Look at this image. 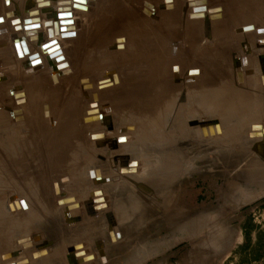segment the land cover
Here are the masks:
<instances>
[{
	"label": "rangeland",
	"instance_id": "obj_1",
	"mask_svg": "<svg viewBox=\"0 0 264 264\" xmlns=\"http://www.w3.org/2000/svg\"><path fill=\"white\" fill-rule=\"evenodd\" d=\"M37 1L0 0V15H2L0 28L7 27L12 32L9 23L11 18L24 21L29 18L27 12L35 9H38L39 13L33 19L39 17L51 27L50 19L54 20V18H48L47 13L50 9L40 10L36 7ZM142 1L116 0L115 10H118L120 6V8L125 7L126 10L106 19H98L99 14L106 12L105 10L97 12L102 2V4L90 5V12L85 16L88 21L76 15L79 27L76 30L77 38L82 37L84 31L91 33L94 29L97 35L94 31L92 32L95 38L93 37V41L90 40L86 54L82 58L74 49V40L70 42L65 39L59 40L66 59L64 62L70 63L73 72L59 76L58 82H53L51 78L53 71L47 62V56L39 50L37 56H44L47 69L39 65L42 68L39 70L33 64L35 68L29 70V65L25 68L22 63L13 66V64L9 65L10 62L7 64L0 61V162L5 161L8 165L6 167V164L0 163L2 164L0 167H3L2 172L0 171V202L4 204L0 205V215L8 219L6 216L8 213L2 212L3 209L7 212L9 206L13 205L8 201L15 198L17 199L15 204H18L23 195L28 203L31 202L37 206L39 213L43 209V201L48 200L47 192L53 191L56 195L53 196L52 204H56L58 213L66 214L65 209L69 211L74 208L67 213L71 215L68 224L73 226L72 232L84 230V238L80 236L81 234L77 235L78 237L75 238L77 241L71 244L72 247L79 245L64 252L62 250L55 252L49 247L38 248L37 235L29 234L18 239L14 249L0 251V262L31 264L34 261L37 262L38 260L35 259L39 258V261H44V264H264V152L259 155L256 146L244 140L247 138V132L253 129L251 114L264 111V86L258 84L255 88L246 87L249 92L245 99L233 101L228 97L216 104L206 100L197 101L196 96L192 95L194 86L208 79L207 74L198 81L189 82L186 73L182 72L179 76L181 84L172 81L176 87L172 86V79L169 80L167 77L169 93H173L176 88L181 94L174 100L173 112L168 120L161 124L160 121L157 122L161 115L159 113L158 118L156 114L160 109L157 98L161 88L149 87L147 91L146 88L144 90L138 86H141L143 82H151L152 78L156 81L166 77V69L171 66L167 54L160 58L155 55L140 57L133 53V50L136 51L139 48L135 40L128 36V22L125 25L126 29L121 33L112 34L110 41L103 36L110 28H116L117 22L128 21L129 6L136 7L135 11L140 16L135 11L130 13L139 18V23L146 24V21H149V27L152 28L154 24L159 25L161 21L165 22L161 31L158 29L159 31H154V34L170 43L173 38L174 45L178 44L177 48L180 47L187 53V59H190L191 63L187 60L185 70L194 66L199 56H203V61L213 68L211 70L216 71L219 65L226 64L225 66L229 67L227 69L234 77L236 59L242 56V65L249 67L247 61L249 54L246 51L242 54L244 42L253 45L252 48L250 47L251 52L252 49L260 50L264 54V40L260 41L263 44L261 47L256 45V38H264V34L256 37L249 31L250 33L242 34V38H238L240 35L234 32L233 28L242 24H253L249 26L261 27V31L259 29L258 32H263L264 27L261 26V21H264L262 20L264 9L260 11L256 7L251 8L250 12L241 13L242 17L235 21L234 19L240 14L230 17V13L237 7L238 0H204L205 4L188 8L185 5L183 7L185 0H178L179 5L176 0H172L169 4L175 6L174 13L177 16L175 21H178L177 24L180 26L173 33L168 24V18H171L172 14L166 15L161 11L162 0H148L155 6V17H150L141 11ZM29 2H33L34 6L28 8ZM53 4L51 8L56 10L57 3ZM254 5L256 6L257 2L252 4ZM215 12L223 14V17L212 20V17H217L214 16ZM108 13L110 12L106 14ZM193 15L201 16L202 20L197 21H205L204 24L206 20H203V15L214 21V24L211 22L215 29L211 32L214 41H210L211 35L207 33V30L204 33L207 27L204 25L197 36L199 39L192 44L193 47L187 43V22L196 20ZM3 17L4 20H2ZM87 23L90 25L88 30H86L87 26H84ZM221 24L230 26H224L226 31L223 30L222 35L217 30L222 26ZM39 29L38 33L41 34L42 31L45 33L47 28L43 26ZM215 35L218 36L215 38ZM84 36L79 40L80 42L87 38V35ZM119 36H122V39ZM12 38L13 35L10 39ZM217 39L224 41L223 44L216 42ZM7 41L0 36L1 45L4 43L7 47L5 45ZM38 45L37 42V48H39ZM206 45L209 47L207 51H205ZM114 46L119 49H115ZM177 48L175 47L172 51H178ZM226 49L234 53L227 58V63L222 57ZM178 52L176 56L180 54ZM4 57H7L6 60L10 59L9 56ZM214 59L216 62L211 63ZM241 60L238 61L239 64ZM23 63L26 64L27 60L23 59ZM253 64L255 63L252 62ZM15 68L16 73L11 77L13 74L11 70ZM200 68L204 73V68L202 66ZM262 68L264 73V60ZM257 72H259L256 73L258 77L261 71ZM247 77L249 78L248 73ZM234 79L236 78L232 80L233 86L239 84L238 87L244 88V80L237 82ZM129 85L133 87L132 93L138 88L149 95L138 90L136 93L129 94ZM136 85H138L137 88ZM17 90L22 93V99L14 95ZM197 92L198 95L200 91L197 90ZM210 92L213 93V90ZM30 113L43 115L42 119L45 122L42 121L43 123H38V127H35L34 122L28 121ZM149 113H151L150 116ZM148 116L149 119H147ZM93 117L95 120L101 119V122H91ZM104 119H108L109 122L104 123ZM184 120L186 121L183 122ZM259 123L263 126L264 120H259ZM129 124L133 126H128ZM204 125L206 130L213 128V133L207 134L204 139L200 137L197 141L193 135V129L202 130ZM223 125L228 132L226 136L224 131L214 132L215 127L218 129V126ZM31 129L36 130V138H31L29 134ZM135 129L138 130V136L135 134L133 137L131 135L128 137V133H133ZM141 129L148 130L144 132V135L150 136L147 157L142 154L147 146H141L143 138ZM173 129L177 135H184L179 137L183 144L178 151L181 152V157L178 159L180 164L174 167L175 170L171 165L167 163L165 165L158 159L160 158L158 155L161 151H166V147H159L163 137L157 135ZM42 135L45 137H41ZM83 139H86L85 146ZM241 139L244 140V146ZM134 143L137 146H133ZM83 150H87L86 154L91 157V159L85 158L86 167L48 170L49 179L53 178L52 185L37 183L29 186L28 180L19 183L9 175L10 172L17 173L19 180V178L27 177L26 174L31 172L30 169H34L37 165L38 169L35 167L30 173L31 176L28 177H38V174L43 173L39 169L40 166L44 170L45 164L41 160L40 153L44 151H47L44 153L47 156L46 164L52 165L54 160L63 161L72 157L71 154H73L74 156L68 160L72 162L73 159L72 163L76 166L78 162L76 154ZM3 155L5 157H2ZM144 161H148L153 167L147 184L143 180ZM130 167L134 170L128 172ZM131 172L132 174L128 175ZM2 173H5L4 177ZM28 189L32 190L31 193ZM96 197L106 200L107 205L104 204L102 210H98L96 204H94L95 207L91 206ZM61 198L66 200L68 204L66 208L57 205L58 199ZM24 209L25 207L19 206L12 213L17 214L23 221V218H26ZM62 220H65L64 215ZM14 225L11 222L4 223L0 225V231L10 227L16 232L19 228H15ZM37 227L38 225L35 224L30 226L34 231ZM113 232L118 235V241L115 243L111 241ZM24 241L31 244L27 247L23 246ZM83 258L84 261H80Z\"/></svg>",
	"mask_w": 264,
	"mask_h": 264
},
{
	"label": "bare ground",
	"instance_id": "obj_2",
	"mask_svg": "<svg viewBox=\"0 0 264 264\" xmlns=\"http://www.w3.org/2000/svg\"><path fill=\"white\" fill-rule=\"evenodd\" d=\"M7 1L10 2V0H7ZM131 1L132 0H130V2ZM171 1L172 0H162V4L161 5H163V6L161 7V9H162L161 11L166 13V15H168V13L172 14L171 18L170 17L168 18V20H169L168 24L170 25L169 26L170 30H173V33H174L175 30L179 29L180 26L177 24L178 21H175V20H177L176 19L177 16L174 13L175 6L169 4ZM205 1H207V0H205ZM205 1L201 0V1L197 2V1L185 0L186 4L184 2L183 7H184V5L187 8L188 7H193L194 5H199V4L203 5V4L206 3ZM255 1L257 2V5L256 6L255 5L252 6V4L256 3ZM55 2L57 3V9L56 10L52 9L53 8L52 4L53 3L55 4ZM95 3H97V4L101 3L102 4L97 9V12H99V11L102 12L103 10L106 11V12H103V13L99 14L98 19H100V18L106 19L107 17L109 18V16H111V15H115V13H121L124 10H126L125 7L120 8L121 6L118 8V10H115V7L117 5L116 0H101V1L100 0H77V1H75V0H38L36 2V7L37 8H39L40 10L41 9L42 10L50 9L49 13H47V14L49 16L48 18H51V17L54 18V20L50 19L51 20L50 22H51L52 26L51 27L47 26L46 25L47 22L44 21V20L41 21V18H39V17H37V19H33L34 17L38 16V14H37V13H39L38 9H35V10H29L28 9L29 11L27 10L28 11L27 13L29 14V18H31V19L27 18L24 21H20L19 19L11 18L9 23H10V25L12 27V32H10L9 28H7V27L5 29L4 28H0V36H2L4 40H6V39L8 40L7 43H5V45L7 47L4 46V43L2 45L0 44L1 45L0 46V52L3 51L2 53H0V61L1 62L3 61V63L4 62L5 63L10 62L9 65L13 64V66L15 64H17V63H22L23 67H25V68L27 67V65H29V67H28L29 70L30 69H34L35 66H37L39 70L42 69L41 67L47 69V66H46V63H45V60H44V56H37V52L39 50L40 53L43 52L44 55L46 54V56H47L46 57L47 62L49 63V66H50V68H52V71H53V74L51 73L52 74L51 78H52L53 82L54 81L58 82V80H59V78L61 76L70 74L71 71H72V68L69 65L70 63L64 62L65 56H64V53H63V48L61 47V45L59 43L60 42L59 40L60 39H62V40L65 39L67 42H70V41L74 40L73 41L74 43L71 42V43H73L74 49L77 50V52H79L78 55H80L81 58L84 57V55L86 54L85 51H87L86 48H88L87 45L90 44V42H91L90 40H92V41L94 40L93 37L95 38V36L93 35V33L95 32V29L92 30V32L94 31L93 33L92 32L90 33L89 31H84L85 33H83V36L81 35L82 37L79 36V38H77L78 35H77V31L76 30H77L78 25H77V21H76V15L77 16H81V18H85L86 13L90 12V5L91 4H95ZM150 3H152V2H150ZM150 3L148 2V0H143L141 2V4H143V7L141 8V11L145 12V14L150 16V17H155V15H156L155 6L153 4H150ZM176 3H177V5H179V1L178 0H176ZM131 5H133V4H131ZM31 6H34L33 2H29L28 3V8H30ZM129 7L130 8H128V9H130V11H128V21H124V22L121 21L119 23L117 22L116 28H114V29L110 28L109 30H107L104 33L103 36L105 37V39L107 41H110L111 38H112V34L115 35L117 33L123 32L126 29L125 25L128 22V36L135 40V42L137 44L136 46H137V48H139L136 51L133 50V53H136L140 57L141 56L144 57L145 55L146 56L155 55L157 57L160 56V58L164 54H167V56L169 58V61L171 63V66L168 69H166L168 76L166 75V77H163L160 80L156 79V81H154V79L152 78V81L151 82L149 81V83L143 82L144 85L143 84H141V86L136 85V88L138 86V87H140V88H142L144 90H146L147 88L149 89V87L151 89L157 88L158 86L161 88V93L159 95V98H157V100H158L157 104L160 105V109H158V112L155 111V112H157L156 114H157L158 118H159V113H160L161 118H160V120H157V122L160 121V123L162 124L164 121L168 120L171 112H173L172 111L173 102H174V100H176V98H178V96H180L181 92H180L179 89L176 90V88H175L176 85H173L172 81L173 82L175 81L178 84H181L180 80H179V76H180V73H182V72L186 73V75L189 78L188 79L189 82L198 81L200 78H202L204 76V74H207L208 79L206 81L203 80L202 83L196 84L194 86V88H193V92H192L193 94L192 95H193V97L196 96L197 101H199V100L200 101L201 100L205 101L206 100V101H212V103L214 102V103L217 104L223 98H228V97L231 98L233 101H239V100L245 99L246 96H248L247 95V93L249 92L248 88L249 89L250 88H255V87L258 86V84L261 85V86H264V73L262 72L263 71L262 67H263L264 54L260 50L253 51V49H252V52H251L250 51V47L251 48L253 47V45L251 43H249V42L245 43L244 42V45L242 47L243 48L242 54L245 53V51H246L247 54H249L248 55L249 58H247V61L249 63V67H247V65L246 66L242 65V60H241L242 56L240 57V59H236L234 77H233L232 73H230L229 70L227 69L229 67L225 66L226 64L225 65L223 64V66L219 65V67L217 68L216 71L211 70V68H212L211 65L210 64L207 65V62L203 61V56L202 57L199 56L197 58V60L195 61L196 65L194 64V66H192L191 68L185 70V68L187 67V60L191 63L190 59H187V53L184 52V50H181L180 47L177 48V46H179L178 44L174 45L175 42L173 41L172 37H171L172 38V43H170V42L166 41V39H164L163 37H158V36H156L154 34V31H156L158 29L161 31V29L163 28V23H165V22L161 21V24H159V25L154 24V27L151 28V27H149V24H150L149 21H146V24L144 22L139 23V21H138L139 18L138 17L136 18V16L132 15L133 13L132 14L130 13L131 11L137 10L136 7H132V6H129ZM156 7H157V5H156ZM254 7L258 8L260 11H261V9H264V0H238L237 1V7L230 13V17H232L234 14H240V16L238 18L234 19L235 21H238L240 19V17H242L241 13L243 14L244 12H250L251 8L253 9ZM259 10H258V12H260ZM16 11H18V10H16ZM193 11H195V10H193ZM107 12H110V13L106 14ZM135 13L137 15H139V13L137 11H135ZM194 13H197V11H195ZM214 14H215L214 16H217V17H212L211 16L212 20L213 19H217V18H221V16L223 17V14H221L219 12H215ZM0 16L2 17V15H0ZM8 16H9V14H8ZM191 17H192V15H191ZM200 17L201 16H199V15H197V16L193 15V18H195L196 20L187 22V24H188V27H187V30H186L187 34L186 33L185 34L187 35V43H189V45H191V46L194 43V41H197L199 39V37H197V36L200 33L202 27H204V25L207 26L206 29H204V33H205V30H207V33H209L211 35L212 34L211 32H213L215 30L212 27V23L214 24V21L212 22L208 17L206 18V15H203V20H206V23L204 24L205 21H200V22L197 21V20H202ZM224 17H226V16H224ZM2 20H4V17L2 18ZM262 20H264L263 14H262ZM135 21H136V24L134 23ZM157 22H159V21H157ZM0 23L2 24V21H0ZM106 23H107V21H106ZM261 23L263 24V25L261 24V26L264 27V21H261ZM221 25L222 26L220 28H218L219 26L217 27L218 28L217 30H218L220 35H222L221 32L223 30L226 31V28H224V26L230 27L228 25H223V24H221ZM249 25H253V24H246V25L242 24V26H238V27L235 26L233 28V31L234 32H238L237 34L240 35L239 37L237 36L238 38H242L241 35L242 34L244 35L245 33L249 32V31L252 32V36L255 35L256 37L259 36V35L264 34V31L263 32H258L261 27L255 28V26H249ZM43 26H44V28L46 27L47 29L45 30V33L42 31L41 34H39L38 33V31H40L39 28H41ZM82 26H83V24H82ZM84 26H87L86 30H88V26H90V25H88V23H87V25L84 24ZM155 27H157V28H155ZM92 28H94V26ZM1 29H3V30H1ZM260 31H261V29H260ZM11 35H13L12 39H10ZM84 35H87V38L80 42L79 40H81L83 37H85ZM95 35H97V31L95 32ZM75 36H76V39H75ZM217 36L218 35H215V38ZM245 36H247V35H245ZM39 37H41V38H39ZM119 37L122 39V36H119ZM171 38H169V40H171ZM209 39H210V41H214V37L212 35L209 37ZM262 40H264V38H256V45L258 47H261L263 45V44H261L262 42L260 43V41H262ZM37 42L39 43V45H38L39 48L36 47ZM131 42H134V41L132 40ZM216 42H221L220 44H223L224 41H219L217 39ZM225 43H226V41H225ZM242 43H243V41H242ZM220 44H217V45H220ZM124 45H125V43H124ZM220 46H222V45H220ZM114 47H115V49H119V47H117V46H114ZM175 47L178 49L179 52L178 51H172L173 49H175ZM124 49H126V48H124ZM208 49H209V47L206 45L205 51H207ZM39 52H38V54H39ZM177 52H178V54L180 53L178 56L175 55ZM233 54L234 53H233L232 50L226 49L225 53L222 56L225 59L224 62L227 63L228 62L227 58L229 56H232ZM4 56H9L10 59L6 60L5 58H7V57H4ZM223 58H220V59H223ZM2 59H4V60H2ZM23 59L27 60L26 64L23 63ZM60 59H63V60L59 61ZM215 60L216 59H214L211 63H215L216 62ZM239 60H241V64L238 63ZM159 61H161V60H159ZM252 62L255 63V64H253L255 66L252 65ZM64 64H67L68 66L64 65ZM30 65H32V66H30ZM39 65L40 66L42 65V66L40 67ZM13 66H11V67H13ZM201 66L204 68V73H203V71L200 68ZM249 68L253 72H251V70H249ZM11 71H13V74L10 73L11 77H12V75L14 76V73H16V68H15V70H11ZM56 71H59V72L56 73ZM257 71H261V73L258 75V77H257V74L259 72H257ZM247 73L249 74V78L247 77ZM77 76H75V77H77ZM167 77H169V80L172 79L171 80V84H172V86H175V87H173V88H175L173 93H169V86H168V81L169 80H168ZM250 77H253V78H250ZM233 78H236L234 80H237V82H240V81L244 80V84H245L244 88L243 87L240 88V86L238 87L239 84L233 86L234 85L233 84L234 82L232 81ZM256 78H258V79H256ZM256 81H258V82H256ZM108 85H110V84H108ZM102 86H104V85H102ZM246 87H248V88H246ZM101 88L103 89V87H101ZM142 89L138 90V88H137V90L140 91V92L144 91ZM148 89H147V91H148ZM180 89H181V87H180ZM128 90H129L128 92L130 94L131 90H133L132 85L128 86ZM137 90H135V92H133V93H136ZM197 90L200 91V93L198 95H197V93H198ZM210 90H213V93L210 92ZM137 93H139V92H137ZM144 93L146 95H149L146 91H144ZM14 95H18L19 99L20 98L22 99V97H23L22 93L20 91H18V90L15 91ZM180 98H182V97H180ZM180 98H179V100H180ZM196 98H195V101H196ZM56 107H57V105H56ZM60 110H59V112H60ZM141 111H142V109H141ZM61 113H62V111H61ZM51 114H53V113H51ZM150 115H151V113H149V116ZM149 116H148L147 119H149ZM47 117H49V115ZM66 120H67V118H66ZM100 120L101 119H96L95 120V117H93V119L90 120V121L98 123V122H101ZM250 120L253 123V127H252L253 129L250 130L249 132H247V134H246L247 138H245L244 140L247 143L256 146L258 154L261 155V152H264V148H263V146H264V125L262 126L261 123H259V120H264V111H260V112H257V113H252ZM185 121L186 120H184L183 122H185ZM103 122L104 123H108L109 121H108V119L107 120L104 119ZM207 122H210V120L209 121L207 120ZM258 125H261V126L259 128H256ZM128 126H133V125L129 124ZM130 128H132V127H130ZM212 129L213 128H210V130H206V126L204 125L202 130L193 129V135L197 139V141H199L200 137H202V139H204V137H206L207 134L213 133ZM141 131H142V136H143L141 146L142 147L147 146V149L143 150L142 154H145V156L147 157V154L149 153V148L148 147L150 145H149L148 141L150 139V136L149 135H147V136L144 135V132H148V130H146V129L142 130L141 129ZM223 131H224V134H225L224 136H226V134L228 132H227L226 127L224 125L222 127L218 126V129H216V127H215V131L214 132L218 133V132H223ZM135 134H137V136H138V130L137 129H135L133 131V133H130V134L128 133V137L130 135H131V137H133V135H135ZM176 135L177 134L175 133L174 129L169 131V132L165 131L164 133H161L160 135H157L158 137H163L162 138L163 140H162V142H161L159 147H162V146L166 147V151L165 150L163 152L161 151V154H159V152L157 151L158 154H159L158 156H160V158H158V159H160L162 161L161 163H164V164L167 163L168 165H171L172 169L176 165L180 164V161L178 159L181 157V152H178V151L180 150L179 148L182 146L183 143L181 142L179 137H183L184 136L182 134H178L177 136ZM185 138H188V137H185ZM244 140H242V143H243ZM162 144H164V145H162ZM132 145L135 146L136 143H134ZM242 145L244 146L245 144L243 143ZM154 149H156V148H154ZM189 149H190V147H189ZM245 151H246V148H245ZM46 152L47 151H44V153H46ZM241 152H243V150H241ZM29 153H30V151H29ZM40 153H41V157H42L41 160L44 162L45 165H43L44 166L43 167L44 170H42L41 166H40L39 169H40V171H43V173L38 174L39 175L38 177H28V176H31L30 173L35 169V167H36V169H38V166L35 165L34 169L31 168L30 169L31 172L29 174H26V175H28L27 177L19 178V180H18V177H17V173L10 172L9 175L12 178H14L13 180H17L19 183L22 182V181L28 180L29 181V183H28L29 186H32V184L36 185L37 183H44L45 185H47V184L48 185L49 184L52 185V181H53L52 179L53 178L50 177V179H49V175H48V170H52V168H48V167H50L49 166L50 164L49 163L48 164L45 163L46 162L45 159L47 158V156H45L43 152H40ZM13 155H14V153H13ZM2 157H5V156L3 155ZM4 162H0V163L6 164V162L5 163ZM43 162H42V164H43ZM59 162L61 163L62 161H59ZM18 163H19V161H18ZM18 163H17V165H18ZM2 164H0V165L2 166ZM30 164H31V162H30ZM7 166L8 165L6 164V167ZM152 168L153 167L150 166V163L148 161H146L144 163V166L142 168L143 171L145 172L144 175H143L144 176L143 180H145L146 184L149 181L148 178H150V172H151L150 170ZM1 169H3V167H0V171L2 172ZM14 169H16V167ZM132 169L133 168H131V167L128 168V172L132 171ZM173 170H175V168ZM178 170H177V172H179ZM2 174H3L2 177H4L5 173H2ZM129 174H132V172L128 173V175ZM255 174H257V173H255ZM33 176H34V174H33ZM25 183H27V182H25ZM28 190H27V192H28ZM29 191L31 193L32 190H29ZM22 193H23V191H22ZM47 194H48L47 195L48 201H50L49 202V204H50L52 202L53 198H54L53 196L56 195V194L53 191H49V192H47ZM102 197L94 198L95 200L93 199V202H92L91 206L95 207L94 204H96V206L98 207V210H102L103 209V205L104 204L107 205L106 200L104 198H102ZM100 198L103 199V200L101 201ZM12 200L8 201L9 204L11 202L13 203L12 206H9L8 211L6 212L4 209L2 211V212H5V213H8L6 215L8 219H5V218H3L4 216L0 215V225H2L4 223L6 224V223H9V222H11L13 224H17V223L21 222V220L18 218V215L17 214L13 215L14 213H12L13 210L16 211L15 209L16 208L18 209L19 206H21L23 208L25 207L24 214H25L26 218H29V216H28L29 210H31L32 207L33 208L36 207V205L34 206L33 203H31V202L28 203L25 195L21 196V198L19 199L20 201H18L19 202L18 204H15V202H17V199L12 198ZM46 201H47V199H46ZM44 202L45 201H43V204H44ZM0 205L3 206L4 204L2 202H0ZM57 205L58 206H65V208L68 206V204L66 203V200H64L62 198L58 199ZM40 207H41V205H40ZM43 208H45V206H43ZM119 208L121 209V206ZM73 209L74 208L69 209V211H67V209H65L66 210V214L64 213V218H65V220L67 222H69L71 220V215H69L67 213L70 212V211H73ZM9 210H11V211H9ZM94 210H96V209H94ZM40 213H42V212L38 213V211L36 210V213L34 215L38 216ZM51 213H52V211H51ZM22 214H23V212H22ZM42 215H43V213H42ZM33 217L34 216L32 215L31 218H33ZM44 217H46V216H44ZM22 218H23V216H22ZM53 220H54V218H53ZM110 233H111V231H110ZM117 236L118 235L114 233L113 239L111 241L114 242V243L117 242L118 241V239H117L118 237ZM22 243L24 244L23 246H26V247L31 244V242H27V241H24ZM77 245H79V244H77ZM77 245H74V246H77ZM78 254H80V253H78ZM22 260H25V259H22ZM12 264H14V263H12Z\"/></svg>",
	"mask_w": 264,
	"mask_h": 264
},
{
	"label": "crops",
	"instance_id": "obj_3",
	"mask_svg": "<svg viewBox=\"0 0 264 264\" xmlns=\"http://www.w3.org/2000/svg\"><path fill=\"white\" fill-rule=\"evenodd\" d=\"M43 115H39V114H35V113H30L29 114V122H34V126L38 127V123H43L45 122L44 119H42ZM43 121V122H42ZM35 129H31L29 131V134L31 136V138H36V134H35ZM29 136V135H28ZM41 137H45V136H41ZM82 142L84 143V146L86 144V139H83ZM86 148V147H85ZM87 151V150H86ZM86 151H78L76 154L77 157V165L75 166L72 162H74V160L72 159L70 162L68 159L72 158L74 155L71 154L72 157H69L65 160H63L61 163L58 161H53V164L50 165V167L48 168H52V169H58V168H68V169H73L74 167L77 169H84L86 167V165L84 164V160L85 158L91 159L90 155L86 154ZM108 163V162H107ZM81 164V165H80ZM52 203V202H51ZM49 204V201H45L44 202V206L45 208L42 209V213H40L38 216L36 217H32V215L34 216V214L36 213L37 210V206L35 208H31V210H29L28 212V216L29 218H23V221L17 223L14 225L15 228H19L18 231H13L10 227L7 228L4 231H0V251H9L15 248V243L18 241V239L23 238L28 236L29 234H35L37 235L38 238V248L41 249H46L47 247L49 248H53L55 252H58L59 250H62L63 252L65 250L70 251L72 248H74L75 246L72 247V243L74 244L75 241H77L75 238H77V235L82 236V238H84V230H77L76 232H72L73 230V226L69 225L68 222L64 223V221L62 220V213H58L57 209H56V204ZM52 211V213H51ZM41 215V216H40ZM46 216V217H44ZM53 218H55V221L53 220ZM56 220H59L58 222ZM31 224H35L38 225L37 228H35V231L30 228ZM54 224H56L57 226H55ZM12 227V228H14ZM78 229V228H77ZM71 231V232H70ZM17 233V235H16ZM8 237V238H6ZM36 237V236H34ZM34 237L32 239H34ZM16 238V239H15ZM40 244V245H39ZM34 247V246H33ZM36 247V248H37ZM34 248V249H36ZM6 255V253L4 254V256ZM6 257V256H5ZM37 262H33L31 264H44V261H39L38 259ZM0 264H4L3 262H0Z\"/></svg>",
	"mask_w": 264,
	"mask_h": 264
},
{
	"label": "water",
	"instance_id": "obj_4",
	"mask_svg": "<svg viewBox=\"0 0 264 264\" xmlns=\"http://www.w3.org/2000/svg\"><path fill=\"white\" fill-rule=\"evenodd\" d=\"M75 1H77V0H75ZM61 60H63V59H60L59 61H61ZM64 65H67V64H64ZM63 65V66H64ZM68 66V65H67ZM80 261H84V258L83 259H81Z\"/></svg>",
	"mask_w": 264,
	"mask_h": 264
}]
</instances>
